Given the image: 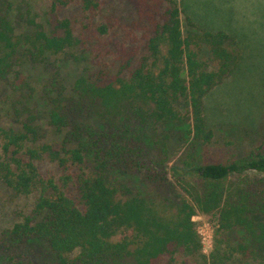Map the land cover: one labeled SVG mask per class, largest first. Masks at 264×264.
<instances>
[{
	"label": "trees",
	"instance_id": "1",
	"mask_svg": "<svg viewBox=\"0 0 264 264\" xmlns=\"http://www.w3.org/2000/svg\"><path fill=\"white\" fill-rule=\"evenodd\" d=\"M72 1L95 14L111 0H53L46 25L22 3L0 0V82H7L16 66L46 67L51 55L79 48L85 53L95 43L110 46L114 57L111 67L98 52L48 96L53 132L48 141L28 108L16 109L19 129H1L0 181L16 195L39 187L37 163L44 158L80 172L76 197L53 181L41 184L32 212L2 233L9 249L37 239L56 254L58 264H174L180 254L202 249L192 221L199 210L214 213L221 235L211 264H228L236 256L264 264V152L230 163H195V147L214 138L204 100L233 72V37L205 30L190 42L176 0H124L135 12L128 24L137 33L133 37L120 35L121 19L114 14L99 26L76 28V21L59 16L62 5ZM105 36L107 43L101 44ZM192 45L207 47L208 60ZM148 133L154 149L146 144ZM187 140V155L176 159L171 142ZM170 163L175 178H191L195 205L177 190ZM115 169L139 173L151 192L134 194L125 184H113Z\"/></svg>",
	"mask_w": 264,
	"mask_h": 264
},
{
	"label": "rangeland",
	"instance_id": "2",
	"mask_svg": "<svg viewBox=\"0 0 264 264\" xmlns=\"http://www.w3.org/2000/svg\"><path fill=\"white\" fill-rule=\"evenodd\" d=\"M14 1L22 3L31 10L39 23L44 22L46 25L47 20L50 19L49 11L53 0ZM176 1L181 8L184 34L190 42H196L194 37L200 36L205 30L225 31L233 37L231 49L236 57L233 72L204 100L205 113L214 131V138L208 144H199L195 147V163H230L252 152H264V0ZM62 7L64 10L59 16L76 21V28L99 26L107 21L109 15L114 14L122 20L116 26L120 35L126 33L133 37L137 34L133 33L132 28L128 26L135 19L134 8L124 0H111L95 14L85 11L76 1ZM76 33L79 34L77 30ZM84 34L86 38L88 34L85 29ZM136 36L139 38L140 35ZM107 38L105 36L101 39V44H106ZM96 44L93 47L94 50L85 53L79 48L51 55L46 67L43 65L16 66L9 80L0 82V132L1 129L11 127L19 129L15 116L16 109L23 112L28 108L37 114L38 123L44 131L43 141H48L53 135L48 125V96L52 95L59 83L71 82L91 64L93 58L99 55L98 52L101 54L99 60L113 67L114 57L108 54L110 46H104L102 49L99 43L97 47ZM201 45H192V47L201 52L200 56L203 59L208 60V49ZM189 128L188 125L187 129ZM149 133L145 139L146 144L154 149V141ZM0 139L4 141L3 137ZM190 143L191 140L181 143L171 142L172 150L177 154L176 159L187 153ZM37 164L40 184L29 194L16 195L12 189L0 181V264H13L9 258L30 261L34 264H58L56 254L44 242L30 239L10 250L8 246L10 243L6 237L2 236L3 232L11 229L32 212L40 197L41 187H43L41 184L46 186L53 181L67 194L73 197L77 195L75 175L80 173L79 167L72 164L61 167L48 158L42 159ZM168 171L177 190L191 205H195L189 194L191 188L188 185V179L192 182L191 178H186L185 182L175 178L172 163L169 164ZM111 181L118 186L121 184L129 186L134 194H147L152 189L149 184L143 182L139 173L126 169L113 170ZM192 221L201 239L202 249L196 254H180L174 264H181L186 260L192 264H211L209 255L215 248L216 241L221 239L220 233L216 234L217 222L214 213L206 214L197 210ZM200 232L203 234L201 235ZM204 235H211L212 247L209 243L203 242ZM228 264L255 263L236 256Z\"/></svg>",
	"mask_w": 264,
	"mask_h": 264
},
{
	"label": "built area",
	"instance_id": "3",
	"mask_svg": "<svg viewBox=\"0 0 264 264\" xmlns=\"http://www.w3.org/2000/svg\"><path fill=\"white\" fill-rule=\"evenodd\" d=\"M200 234L202 235L203 233L200 232ZM203 242L206 244L209 243L210 247H212L211 246V235L210 236L204 235Z\"/></svg>",
	"mask_w": 264,
	"mask_h": 264
}]
</instances>
